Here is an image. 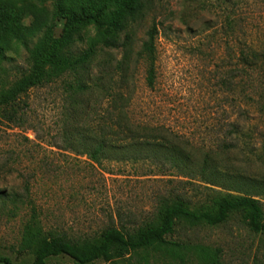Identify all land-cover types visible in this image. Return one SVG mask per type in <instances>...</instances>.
<instances>
[{"label": "rangeland", "instance_id": "374dc122", "mask_svg": "<svg viewBox=\"0 0 264 264\" xmlns=\"http://www.w3.org/2000/svg\"><path fill=\"white\" fill-rule=\"evenodd\" d=\"M148 1L134 29L135 52L155 26V86L147 88L145 65L137 60L124 91L130 127L144 143L107 147L94 158L104 97L90 95L96 115L72 121L61 83L30 94L23 126L0 123V166L9 159L10 171L0 176V193L30 199L46 232L82 240L108 226L132 231L155 219L159 200L169 196H181L196 211L212 208L223 196H250L264 212V67L236 72L241 49L264 53V0ZM11 11L27 27L33 16L47 17L49 9L30 0H0V17ZM84 37L85 48L95 32ZM53 48L63 50L59 39ZM5 55L10 60L5 67H25V52L17 43ZM120 57V51H98L93 76ZM168 154L185 169L161 165ZM203 161L206 171L200 174ZM12 209L0 201V255L13 264H31L32 257L18 251L29 205ZM169 240L219 251L223 264H264V235L252 233L239 215L215 228L177 226ZM47 264L74 263L62 257ZM148 264L171 262L151 255ZM172 264L197 262L186 252Z\"/></svg>", "mask_w": 264, "mask_h": 264}, {"label": "trees", "instance_id": "16d2710c", "mask_svg": "<svg viewBox=\"0 0 264 264\" xmlns=\"http://www.w3.org/2000/svg\"><path fill=\"white\" fill-rule=\"evenodd\" d=\"M38 7H47V17L33 16L26 27L16 12L0 17V123L20 127L25 123L27 99L37 90L51 89L61 83L69 100L66 116L72 121L96 115L87 98L101 93L105 100L103 115L97 125L99 143L93 156L103 154L107 147H138L144 137L130 127L126 109L128 100L124 94L129 82L133 61L145 65V84L152 90L156 80L155 26L146 33V39L135 52V27L148 11V0H30ZM4 16V15H3ZM49 17V18H48ZM48 18V19H47ZM47 19V20H46ZM95 32L84 48L87 32ZM59 39L63 50L53 48ZM12 42L25 52V67L14 64L5 67L10 60L5 52ZM98 51H120V60L102 66L99 75L93 76V65ZM242 71L253 72L264 67V53L251 48L239 51L236 61ZM11 79V80H10ZM264 113V105L261 106ZM237 134V132L235 133ZM126 145V146H125ZM165 149L163 143L156 144ZM121 146V147H122ZM170 150V149H169ZM173 154L174 151L170 150ZM175 155V154H174ZM161 165L169 164L183 171L185 166L178 157L169 155ZM96 162V160H94ZM9 159L0 166L2 173H10ZM200 174L206 171L203 161ZM4 169V170H3ZM194 171V170H193ZM26 192L28 189L26 188ZM0 201L9 203L13 209L29 205V216L22 228L19 253L30 255L31 264H47L51 259L66 257L74 264H97L120 262L137 258L148 264L152 255L166 263L182 260L184 253H191L197 264H223L219 251L204 247H184L169 240L177 226L189 228L223 225L232 215H239L254 234L264 235V212L261 204L252 197H220L212 208L191 210L181 196L161 198L155 219L144 222L132 231L108 226L93 238L70 240L65 235L46 232L41 225L34 204L23 201L18 194L0 193ZM0 264H13L8 257L0 255Z\"/></svg>", "mask_w": 264, "mask_h": 264}]
</instances>
